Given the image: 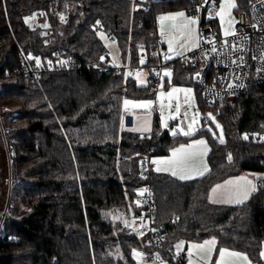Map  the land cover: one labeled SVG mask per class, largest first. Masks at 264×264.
<instances>
[{"label": "trees", "instance_id": "trees-1", "mask_svg": "<svg viewBox=\"0 0 264 264\" xmlns=\"http://www.w3.org/2000/svg\"><path fill=\"white\" fill-rule=\"evenodd\" d=\"M140 2L0 0V114L8 127L5 140L0 131V221L8 198L14 209L0 233V264H139L134 252L153 247L122 210L140 212L133 200L148 185L157 198L156 223L166 233L161 248L167 257L176 255L179 242L214 237L213 261L226 247L262 262L264 188L241 205L213 204L208 196L229 177L264 173V141L256 139L264 131V86L205 104L193 81L199 63L167 61L152 48L157 16L190 13L195 0L154 2L148 9ZM248 3L240 0L239 8ZM36 11L44 14L39 28L28 18ZM98 23L117 39L119 72L99 71L110 51ZM48 28L53 29L49 42ZM58 51L76 57L77 66L50 69ZM144 51L147 81L141 85L125 67L137 66ZM24 56L41 68L37 79L26 72ZM159 63L170 68L171 84L194 86L197 104L216 114L220 125L204 120L194 135L206 137L211 146L210 171L199 179L143 170L149 152L167 155L189 137L171 135L158 119L148 139L122 128L126 98H155Z\"/></svg>", "mask_w": 264, "mask_h": 264}, {"label": "built area", "instance_id": "built-area-1", "mask_svg": "<svg viewBox=\"0 0 264 264\" xmlns=\"http://www.w3.org/2000/svg\"><path fill=\"white\" fill-rule=\"evenodd\" d=\"M143 9H148L154 2L170 0H139ZM220 7V0H195V6L190 14L194 15L201 26V39L197 46L189 50L180 58L184 63L196 60L199 63V69L193 75V81L202 91V97L205 104L213 106L217 102L227 97H235L250 92L253 87L264 86V0H249L246 8L239 9L234 30L227 36L216 32L210 21L213 19ZM44 14L42 11H36L28 16L33 28H39ZM96 29L103 32L111 44H116L117 39L111 29H107L103 24L98 23ZM55 30L58 29L55 27ZM170 36L168 30L157 31L156 42L152 46L153 50L159 53L166 46ZM46 41L53 39V29H46ZM213 47L216 51H212ZM57 58L49 62L50 69L67 70L77 66L76 57H66L62 51L57 52ZM104 64L99 68L101 72L110 73L114 68L117 72L122 69V65L115 64L109 53H105ZM144 63L137 66H126L125 69L130 75L142 74L145 72V62L148 61L146 52L140 55ZM23 64L28 68L26 72L37 79L40 75L41 68L30 65L26 56L23 58ZM90 69L95 66L89 65ZM163 64L156 66V78L159 83L162 79L161 70ZM1 70V64H0ZM1 79V71H0ZM231 85V87H230ZM151 107L149 111L156 115L161 112V107L156 99L149 101ZM0 131L3 139H6L8 127L1 119L0 114ZM153 136L152 131L144 134L145 139ZM257 140L263 139L264 131L260 132ZM149 152L144 160L143 170L151 169V156ZM264 156V153H263ZM264 188V173H258L255 178L254 190L252 188L251 196L257 194L259 189ZM134 203L138 206L140 212H128L122 210L123 214L130 218L139 226L142 233L145 234L151 243L153 249L144 252L143 258L150 264H184L186 258L185 251H179L174 257H167L161 248L166 239V233L157 225V198L153 189L148 185L139 191L134 198ZM13 207L7 200L6 206L2 211L0 221V233L3 232V222L7 215L13 213ZM13 237H9L12 239Z\"/></svg>", "mask_w": 264, "mask_h": 264}, {"label": "rangeland", "instance_id": "rangeland-1", "mask_svg": "<svg viewBox=\"0 0 264 264\" xmlns=\"http://www.w3.org/2000/svg\"><path fill=\"white\" fill-rule=\"evenodd\" d=\"M239 1L240 0H220V7L217 11V13L212 16V23H210L214 30L220 34H222L223 36H225V30L228 31V33H232L234 30V26L237 20V12L240 9L239 8ZM229 5H234L232 7H229ZM223 8V20L221 19L220 15H218L221 12V9ZM179 13H184V16L181 17L178 14ZM161 17H166V19L161 20ZM167 17H174V19H167ZM195 19L197 22L195 24L192 25H188L187 22L189 20ZM214 22V23H213ZM157 25H158V31H162V30H168L170 32V36L167 40V49H168V54H167V58L166 60H172L178 56H182L184 54V52H186V50L188 48H194L195 46L193 45H198L201 39V26L197 20V18L188 13L185 10H178V11H169V12H164L161 13L157 16ZM183 33V36L181 35ZM228 34V35H229ZM100 37L103 40L104 44L106 46H108V49L110 51V55L112 56L113 60L116 56V48L113 46V44H111L108 40V38L106 37V35L104 33H100ZM169 40H173V48L172 50L169 49V44L168 41ZM176 41H180V43H177ZM181 43H183L184 46H181ZM189 49V50H191ZM188 50V51H189ZM187 51V52H188ZM186 52V53H187ZM178 53H182V54H178ZM115 61V60H114ZM165 72H169L170 76H165L164 73ZM139 84L143 85L146 83L147 81V73L144 74H135ZM161 75H162V79L159 83V87L158 90L156 92L155 98L161 107V103H163L164 108H163V116L167 117L168 115H176V105L177 103L180 104V115L177 117V119L175 120H168V127L165 128L163 127L162 124V115L161 112L158 113V121L161 124V127L163 129H168L169 132L172 134V130L174 129H179L182 128L184 131H188V123H190L193 118H196L197 122L194 124V129L195 131L193 133H195L197 130L201 129L203 127V121L205 120H212V122L215 123V125H219V123L217 122L216 118V114H213V112H211L210 110L204 111L196 102L195 100V90H194V86H183V85H174L171 84L172 82V78H171V70L168 66H165L162 68L161 70ZM167 77V85L168 87L165 88V78ZM173 88L176 89H191V93L189 95V99H188V103L185 102V96L186 93L183 91L180 92H176L173 94V96L171 98H169L168 93H170L172 91ZM163 94V95H161ZM151 100V99H150ZM150 100L147 99H131L132 102H135L136 105L138 104H142V103H149ZM171 104V108L168 107V105ZM139 109V111H149L148 108H141V107H137ZM162 111V110H161ZM185 112H187V118H185ZM210 114V116H209ZM214 118V119H213ZM208 128L211 129V131H213L212 125H207ZM220 128V125L219 127ZM179 132H177L178 134ZM182 134V133H180ZM220 139L223 138L222 135L217 136ZM10 168L8 167V170ZM131 224L133 225L134 229H138V225L135 224L134 222H131ZM199 243V242H197ZM202 246H204L203 248H200L201 252H203L204 254L207 253L208 251H210V247L206 244V242H202ZM190 245H196L194 243L190 244ZM200 245V244H197ZM264 248V245H263ZM207 251V252H206ZM138 252V251H137ZM140 253V252H138ZM136 258L138 259V263L139 264H143L141 262V254L140 256H136Z\"/></svg>", "mask_w": 264, "mask_h": 264}, {"label": "crops", "instance_id": "crops-1", "mask_svg": "<svg viewBox=\"0 0 264 264\" xmlns=\"http://www.w3.org/2000/svg\"><path fill=\"white\" fill-rule=\"evenodd\" d=\"M189 49H191V48H188L186 50V52ZM162 52H165L166 56H167V54H168L167 45H166V47H164L162 49ZM186 52H184V54ZM178 57H181V55ZM165 85H166V83H165ZM166 86H165V88H166ZM125 100L130 101V103L127 106H125V103L123 104L122 128L124 130H131V131L138 132L142 135L150 133L151 131H153L155 120L158 119L157 118L158 115L157 114L154 115L150 111H146V112L145 111H143V112L139 111V109L135 106L136 105L135 102H132L131 99H129V98H126ZM195 100H196V96H195ZM145 128L150 129V130L143 131V129H145ZM133 129H140V130H133ZM199 130H197L195 133H193L190 136H186V137H189V139L180 143L178 146L172 148L170 150L169 154L152 156L151 157L152 170H154L155 172L166 173V174L173 176L171 170H169V171H164V170L157 171L156 169H157L158 165L154 164L153 161L170 159V158H172L174 150L180 149L183 147L187 150V158L185 161V174H189L193 178L182 180L179 178L178 175L173 176V177H175L179 180H182V181H189V180L199 179V178L205 176L210 171L209 154L211 151V146H210L209 141L207 140L206 137L194 136ZM176 135L185 136L183 134H180V132ZM200 140L205 141V144H195L196 141H200ZM193 144H195V147L189 149L188 146L193 145ZM159 167L161 169H163L167 166L159 165ZM177 171H179V169H177ZM200 173H203V174L201 175ZM256 176H258V173L252 172V171H247V172H243L239 175L229 177L226 180L215 184L209 192V196H208L209 201L213 204H225V205H241V204H244L245 202H247L252 197L251 191H252V188L254 186ZM242 178H244L248 181H251L252 184L246 185L244 183V179H242ZM229 182H232V183L230 184ZM237 182L241 186H243L247 189L248 198L243 200L242 203H235V202L225 203V202H222L224 193L227 192L228 190L234 189L237 185ZM214 189L216 190L215 192L213 191ZM213 240L216 242L215 245L207 244L210 247V251H208V252L206 251L207 253H205V254L203 252H201V250H200L201 247H193V246H202V244H203L202 242H210ZM197 242H199V243H197ZM192 243H194L196 245H190ZM197 244H200V245H197ZM216 245H217V241L214 237H208V238H205V239L200 240V241H194V242L192 241L189 243L179 242L176 245V252H179V251H185L186 252V258L187 259L185 261V264H190V261H191V264H219L220 251L221 250H227L228 252L240 254V256H238V257L226 256L225 257V264H263L264 263V255H262V253H264V248H262L263 250L261 253V260H262L261 263H252L250 261L249 257L245 253H243L241 251L233 250L230 248H226V247H222L219 250L215 260L213 261V256H214V253L216 251ZM263 245H264V243H263ZM140 254H141V262L143 264H150L144 260V258H143L144 252H140ZM244 257H246L247 259H244Z\"/></svg>", "mask_w": 264, "mask_h": 264}, {"label": "snow or ice", "instance_id": "snow-or-ice-1", "mask_svg": "<svg viewBox=\"0 0 264 264\" xmlns=\"http://www.w3.org/2000/svg\"><path fill=\"white\" fill-rule=\"evenodd\" d=\"M234 5H229V7H232ZM179 16L183 17L184 16V13H179L178 14ZM220 15L221 19L223 20V8L221 9V12L218 14ZM61 19L63 20L64 18L61 17ZM161 20H164L166 19V17H161L160 18ZM167 19H174V17H167ZM27 22V21H26ZM197 21L195 19H192V20H189L187 22L188 25H192V24H195ZM225 36H227L229 33L227 30H225ZM183 36V33L181 34ZM177 43H180V41H176ZM173 43L174 41L173 40H169L168 41V44H169V49L172 50L173 48ZM181 46H184L183 43H181ZM193 46H196V45H193ZM212 51H216V49L213 47ZM178 54H182V53H178ZM166 59L169 58V57H165ZM141 63H144L143 60L140 61ZM165 76H170V73L169 72H165L164 73ZM231 87V85H230ZM180 91H183L186 93V96H185V102L188 103V99H189V95L191 93V89H176V88H173L172 91L170 93H168V96L169 98H171L173 96L174 93L176 92H180ZM163 95V94H161ZM125 103V106H127L130 101H127L125 100L124 101ZM136 107H141V108H150L151 107V103H142V104H138V105H135ZM169 108H171V104L168 105ZM163 108H164V105L163 103H161V115H162V124H163V127L167 128L168 127V120H175L177 119V117L180 115V104L177 103L176 105V115H168L167 117H164L163 116ZM185 118H187V112H185ZM210 116V114H209ZM214 119V118H213ZM197 122L196 118H193V120L188 123V131H184L182 128H179V129H174L172 130V135H176L177 132H180L182 133L183 135L185 136H190L193 134V132L195 131L194 129V124ZM217 127H219V125H217ZM133 130H140V129H133ZM150 129H143V131H148ZM209 131H211V129H209ZM245 139H247V137H245ZM221 143H223V139L220 140ZM195 144H205V141L203 140H200V141H196ZM195 144L193 145H189L188 148L191 149V148H194L195 147ZM186 158H187V150L185 148H180V149H176L173 151V155H172V158L170 159H167V160H159V161H153L154 164H157L158 167H157V171H161V170H164V171H169L171 170L172 172V175L173 176H179L180 179L184 180V179H191L193 178L191 175L189 174H185V161H186ZM229 159H231V157H229ZM159 165H165L167 167L161 169L159 167ZM177 169H179V171H177ZM201 175L203 173H200ZM244 179V178H242ZM230 184L232 182H229ZM244 183L246 185H251L252 182L251 181H248L246 179H244ZM253 190H254V186H253ZM214 192L216 191L215 189L213 190ZM248 198V191L245 187L241 186L238 182H237V185L234 189H231V190H228L227 192L224 193V196H223V200L222 202H225V203H232V202H235V203H242L243 200L247 199ZM125 224L127 226V221H125ZM215 241H210V242H206V244H211V245H215ZM193 247H201L203 248L204 246H193ZM134 255L136 256H140V253L138 252H134ZM262 255H264V253H262ZM228 256V257H238L240 256L239 253H233V252H228L227 250H221L220 251V261H219V264H225V257ZM244 259H247L246 257H244ZM190 264H191V261H190Z\"/></svg>", "mask_w": 264, "mask_h": 264}, {"label": "water", "instance_id": "water-1", "mask_svg": "<svg viewBox=\"0 0 264 264\" xmlns=\"http://www.w3.org/2000/svg\"><path fill=\"white\" fill-rule=\"evenodd\" d=\"M165 57H166V53H165V52H163V59H166Z\"/></svg>", "mask_w": 264, "mask_h": 264}]
</instances>
